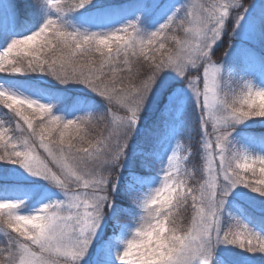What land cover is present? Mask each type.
<instances>
[{
    "label": "snow or ice",
    "instance_id": "1",
    "mask_svg": "<svg viewBox=\"0 0 264 264\" xmlns=\"http://www.w3.org/2000/svg\"><path fill=\"white\" fill-rule=\"evenodd\" d=\"M192 9L174 0H136L132 8L100 0L0 2V73L48 75L62 85H83L107 105L103 112L84 108L79 100L57 107L62 98L45 99L0 84V104L27 125H18L27 133L21 137L5 138L0 131V161L46 181L61 195L41 197L40 206L27 213L20 208L24 199L0 200V218L6 217L4 223L18 234L0 249V264H227L228 246L264 253V234L229 209L237 189L264 197V155L250 156L233 138L238 125L264 118V87L243 76L239 91L223 87L232 68L212 59L214 46L228 35L226 24L235 40L249 9L240 0H210ZM231 10L235 15L229 19ZM260 26L264 33V16ZM173 29H182L184 39L169 35ZM149 51L152 55H146ZM93 53L102 58L98 65ZM138 54L145 56L146 71L138 83H131L130 75L125 85L114 66L130 65L129 57ZM165 73H174L184 87L174 88ZM185 89L199 112L207 179L194 189L188 183L193 173L181 167L175 152L170 157L163 152L165 123L163 137L139 146L134 163L143 174L117 197L144 214L135 224H122L130 209L120 207L114 193L129 159V142L154 102L163 99L162 118L179 113ZM113 106L124 115L112 112ZM33 116L41 123L34 126ZM105 120L106 134L90 138L88 129ZM257 162L260 178H255ZM14 171L0 176V182L7 184ZM249 172L254 179L242 175ZM161 174L163 182L154 188ZM189 199L195 214L181 234L174 212ZM109 220L110 236L105 235Z\"/></svg>",
    "mask_w": 264,
    "mask_h": 264
},
{
    "label": "rangeland",
    "instance_id": "2",
    "mask_svg": "<svg viewBox=\"0 0 264 264\" xmlns=\"http://www.w3.org/2000/svg\"><path fill=\"white\" fill-rule=\"evenodd\" d=\"M0 2L23 4L26 0H0ZM76 2L77 0H64L65 4H75ZM100 2L106 5H122L125 8H132L136 4V0H100ZM174 2L178 5L181 3L192 5V10H195V6L200 4L207 5L210 0H174ZM215 2L219 3L222 0H215ZM240 2L249 11L242 22V27L238 29L237 38L235 40L230 39L231 30L226 24V29H229L228 35L221 37L217 45L214 46L213 51L215 55L212 57L217 66H220L225 61L232 68L231 79L225 74L222 86L225 88L230 86L237 91L241 87L240 78L242 76L255 87H264V33H262L260 26L261 18L264 16V0H240ZM181 15H183V12ZM234 15L235 10H231L229 19ZM93 30L106 31L107 29L95 28ZM173 34L180 39H184L185 37L182 29L170 30L169 35ZM230 44L232 47H230ZM167 46L171 48L175 47L174 42L171 40L167 41ZM225 53H228V55L225 56ZM42 55L51 56L50 53ZM146 55H152V52L149 51ZM92 57L97 62V65L102 59L99 53H93ZM77 59H81V57L78 56ZM121 60H123V57H121ZM129 60L130 65L120 63L114 66L117 68V79L123 80L125 85L129 83L128 77L130 75L132 76L131 83L135 84L139 82L146 71L147 61L144 55L130 56ZM129 66L131 67V73L128 71ZM138 70L139 75H136ZM104 71L106 74L109 73V67L106 66ZM195 72L196 70H193L194 75ZM164 78L168 79L174 88L184 87L183 82L174 73H165ZM0 84H4L5 86H9L10 84L14 89L33 96L39 93L45 99L49 96L53 100L62 98L63 103L57 105V107L76 100L81 101L84 108H93L97 112H103L107 107L100 97L90 92L83 85H62L48 75H9L4 72L0 73ZM200 86L201 88L203 87L202 81ZM163 103L164 101L161 99L159 103L154 102L146 109L137 134L133 136V143L129 142V159L125 161L124 171L120 173L121 185L117 188V192L114 193L115 202L122 208L130 209L129 214L121 219L122 224H135L139 220V216L144 214L142 209L131 205L127 200L118 199L117 197L121 189L127 187L132 182L134 176L143 174L135 166V153L145 141H150L155 137H163L166 132L165 123L168 125V137L162 140L163 152H166L169 157L175 152L181 167L193 173L188 183L194 189L198 188L207 179L208 162L203 147L204 138L198 121L199 112L192 107L193 100L191 93L185 89L184 94L180 97L182 108L179 113H172L162 118L160 111ZM112 112L119 116L124 115V111L118 106H113ZM32 118L34 126L41 123L34 116ZM106 124L107 120L101 121L94 127L89 128V137L96 139L100 134H106ZM18 125L24 129L27 128L23 120H20L12 110L5 107L3 114L0 112V131L7 132L6 138L8 135L14 138L27 135L26 132L20 131ZM209 130H211V125H209ZM53 138L58 139V136L54 133ZM233 138L240 147L248 149L250 156L264 155V143H262L264 141V118L253 117L251 120L246 121L245 124L238 125L236 131L233 133ZM38 151L42 156L44 155L43 149H38ZM255 167L257 170L255 178H260L258 162ZM10 170L15 171L8 177L7 184L0 182V200L5 198L24 199L26 201L20 208L24 213H27L31 210V207L40 206L37 201H40L41 197L51 195L53 199L61 198L60 193L51 189L46 181L30 176L24 169L16 165L4 164L3 161H0V176L5 175ZM150 175L155 176L156 173H151ZM242 175L246 178L254 179L250 172L242 173ZM157 179L159 182L153 185L154 188L162 184V174ZM261 187H264V185H261ZM242 192L246 195L242 196ZM257 195L250 193L248 189H237L229 197V209L244 219L250 227L264 234V211H262L264 209V203H262L264 202V197H257ZM194 214L195 210L192 207L191 199L174 212V218L180 228L181 234L190 229ZM5 219L6 217L0 218V249L7 246L10 238H15L18 235L7 227L6 223H4ZM224 219H227V217L225 216ZM112 223L109 220L108 227L105 229V235L110 236L112 234ZM217 255L220 256L221 252L218 251ZM225 255L227 256V264H264V253L251 254L238 247L228 246V251Z\"/></svg>",
    "mask_w": 264,
    "mask_h": 264
},
{
    "label": "trees",
    "instance_id": "3",
    "mask_svg": "<svg viewBox=\"0 0 264 264\" xmlns=\"http://www.w3.org/2000/svg\"><path fill=\"white\" fill-rule=\"evenodd\" d=\"M5 109V107L3 105H0V112L3 114V110ZM3 117V116H2ZM4 130H6L5 128H3ZM7 132H5V138H6Z\"/></svg>",
    "mask_w": 264,
    "mask_h": 264
}]
</instances>
